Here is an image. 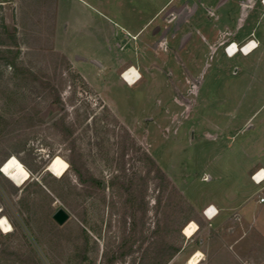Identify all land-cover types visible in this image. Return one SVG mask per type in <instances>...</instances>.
<instances>
[{"label": "rangeland", "instance_id": "374dc122", "mask_svg": "<svg viewBox=\"0 0 264 264\" xmlns=\"http://www.w3.org/2000/svg\"><path fill=\"white\" fill-rule=\"evenodd\" d=\"M222 1L229 3L195 0L202 11L196 13L195 22L207 24L206 6L219 10ZM56 6L57 0H0V217L12 227L8 232L0 229V264H158L155 255L164 235L182 244L166 264H186L198 250L203 254L201 261L207 263L264 264V202L252 221L235 217L210 222L193 205L195 219L189 221L198 229L190 237L182 232L189 221L182 227V237L174 230L165 233L159 230L161 214L149 208L145 237L136 239L134 251L126 254L122 237L129 218L124 224L120 213L123 197L112 194L108 186L119 169L121 154L126 169L138 163L135 158L143 150L155 158L187 200L183 190L191 194L194 189H212L206 170L212 174L222 171L210 182L215 183V190L241 183V177L246 184L234 171H240L242 163L252 161L256 153L250 158L234 152L239 143L247 144V134L230 141L229 147L222 141L214 144L205 134L213 132L212 121H229L225 130L234 134L264 98L241 95L231 87L234 83L222 79L223 71L232 72L240 64L241 53L218 56L194 37L197 67L206 60L209 63L199 94H176L182 105L177 106L171 100L174 90L169 74L175 69L170 60L162 63L160 83L150 92L147 107L160 94L170 112H181L180 119L172 122L164 112L155 122L144 121L133 131L54 45ZM180 52L187 55V50ZM55 110L57 114L46 120ZM55 156L68 163L59 177L47 169ZM18 163L29 173L21 185L8 178ZM229 170L234 171L225 173ZM249 192L254 199L264 196V179ZM148 193L152 204L156 193L152 184ZM58 207L69 213L62 224L52 218Z\"/></svg>", "mask_w": 264, "mask_h": 264}, {"label": "crops", "instance_id": "0c3cea01", "mask_svg": "<svg viewBox=\"0 0 264 264\" xmlns=\"http://www.w3.org/2000/svg\"><path fill=\"white\" fill-rule=\"evenodd\" d=\"M194 2L192 0L190 5L189 0H177L176 3L174 0H160L159 3L156 0H57L54 45L104 104L133 131L138 130L144 121L155 122L164 112L168 114L165 119L168 117L172 122L180 119L181 112L176 109L170 112L168 103L163 102L160 94H156L147 107L150 92L160 83L162 63L170 60L175 69L169 74L174 90L171 100L177 106L182 105L176 94H199L209 63L206 60L200 68L197 67L193 43L196 39L207 44L208 50L218 56L232 57L240 52L243 58H239L240 64H235L232 72L223 71L222 79L234 83L231 87L234 86L241 95H264V3L261 0H227V5L220 2L219 10L206 6L208 22L200 24L195 22V15L197 12L202 14V11ZM250 39L257 42L250 51L227 54L225 46L230 42L240 47ZM188 45L190 50L186 48ZM180 50H187V55L181 56ZM130 67L138 73L133 82L122 75V71ZM196 103L188 110L187 116L191 115ZM236 107L240 109L242 102ZM211 125L213 132L205 131L209 141H222L228 147L239 135L247 134V144L239 143L234 153H246L250 158L256 154L252 161L242 163L240 171L233 170L247 183L243 185L241 177V183L233 182L215 190V183L210 182L222 171L216 170V174H212L204 170L209 174L206 181L212 189H194L191 194L183 191L210 222H225L235 217L252 221L264 202L251 198L249 192L256 183L252 173L259 167L264 170V98L240 122L234 134L229 135L225 130L229 121H212ZM208 206V214L210 209L216 210L213 216L204 213ZM201 260L198 264H212Z\"/></svg>", "mask_w": 264, "mask_h": 264}, {"label": "trees", "instance_id": "16d2710c", "mask_svg": "<svg viewBox=\"0 0 264 264\" xmlns=\"http://www.w3.org/2000/svg\"><path fill=\"white\" fill-rule=\"evenodd\" d=\"M121 155L117 161L119 169L110 178L108 186L112 194H119L123 197L120 207L123 223L126 224V218H129L126 233L122 237V241H126V254L134 251L133 245L136 239H144V231L149 228L144 226L149 208L155 214H161L162 226L159 230L165 233L174 230L177 236L182 237V227L190 219H195L193 214L196 211L193 204L186 199L147 150H143L136 156L135 160L137 159L138 163H133L130 168L126 169L124 154ZM151 184L156 190L152 204L148 199ZM181 246V242L175 243L169 237L162 236L155 255L157 263L166 264L181 249Z\"/></svg>", "mask_w": 264, "mask_h": 264}, {"label": "bare ground", "instance_id": "6f19581e", "mask_svg": "<svg viewBox=\"0 0 264 264\" xmlns=\"http://www.w3.org/2000/svg\"><path fill=\"white\" fill-rule=\"evenodd\" d=\"M253 44H254L253 41L243 44L241 48L242 51L243 52L250 51L251 50L250 48L253 46ZM229 47L230 48L228 49L227 54L230 56L233 55L236 51L240 50V47H238L236 44L233 43ZM122 75H124L126 77V80L130 82H133L138 77L137 71L132 67L124 71ZM67 168H68V163L60 156L53 157L47 166V169L57 177L62 176L67 170ZM263 175H264V170L260 169V171L256 175V179L258 181L257 183L261 182L264 179L261 178ZM8 178L14 184L21 185L29 178V173L21 163H18L9 171ZM0 229L3 232H8L12 229L10 223L6 220L5 217H0ZM197 229H198L197 224L193 221H189V223L186 226H184L182 232L187 237H190L197 231ZM202 258H203V254L201 251L198 250L187 259L186 264H198Z\"/></svg>", "mask_w": 264, "mask_h": 264}, {"label": "water", "instance_id": "95a60500", "mask_svg": "<svg viewBox=\"0 0 264 264\" xmlns=\"http://www.w3.org/2000/svg\"><path fill=\"white\" fill-rule=\"evenodd\" d=\"M55 114H57V110L50 111L46 117V120H50ZM2 168V164H0V170ZM69 217V213L63 207H58L52 214V218L59 224H62ZM231 231V228H229Z\"/></svg>", "mask_w": 264, "mask_h": 264}, {"label": "built area", "instance_id": "2783aa9c", "mask_svg": "<svg viewBox=\"0 0 264 264\" xmlns=\"http://www.w3.org/2000/svg\"><path fill=\"white\" fill-rule=\"evenodd\" d=\"M263 3H264V0H261ZM250 41H252V39H250V40H248L247 42H250ZM233 42H230L228 45H226L225 46V50H226V52H227V49H228V47L232 44ZM257 45V42H255L254 41V44H253V46L250 48V49H252L253 47H255ZM242 46H240V50L242 51ZM228 53V52H227ZM126 70V69H125ZM124 70V71H125ZM124 71H122V73L124 72ZM260 169L261 168H258L257 170H255L253 173H252V178H253V180L255 181V182H258L257 181V179H256V175H257V173L260 171ZM261 178H264V175L261 177ZM259 200L260 201H264V196H260L259 197ZM209 208V206L208 207H206L205 209H204V213L207 215V216H213L215 213H216V210L215 211H212L211 213H209L208 214V211H207V209ZM207 212V213H206Z\"/></svg>", "mask_w": 264, "mask_h": 264}, {"label": "snow or ice", "instance_id": "6c2138e0", "mask_svg": "<svg viewBox=\"0 0 264 264\" xmlns=\"http://www.w3.org/2000/svg\"><path fill=\"white\" fill-rule=\"evenodd\" d=\"M212 211H213V210H211V209L209 210L210 213H211Z\"/></svg>", "mask_w": 264, "mask_h": 264}]
</instances>
